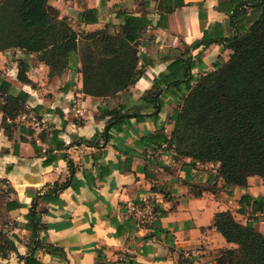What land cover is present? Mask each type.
I'll list each match as a JSON object with an SVG mask.
<instances>
[{
    "label": "crops",
    "instance_id": "1",
    "mask_svg": "<svg viewBox=\"0 0 264 264\" xmlns=\"http://www.w3.org/2000/svg\"><path fill=\"white\" fill-rule=\"evenodd\" d=\"M159 2L50 0L49 5L80 34L107 27L113 34L121 33L125 16L152 22L139 40L143 58L139 68L144 73L130 89L138 102L153 91L154 82L175 61L169 58L171 51L184 52L206 32L226 39L235 33L231 17L236 0H184L185 6L163 21L166 28L159 27ZM87 11L96 12L97 23H84ZM231 54L220 42L192 51V59H202L192 71L194 79L226 64ZM81 68L75 61L62 76L51 78L49 67L39 62L28 73L31 84L25 85L18 80L16 61L9 70L12 78L1 84L9 83L14 94L23 92L29 99L27 112L13 123L10 136L2 129L0 113V208L18 204L9 212L7 225L0 223V245L5 242L9 248L6 258L0 254V264H25L19 257H29L32 233L27 216L34 198L68 181L58 201L41 203L38 209L44 213L39 233L44 248L38 251L42 264H218L223 251L237 247L216 230V216L230 212L237 222L243 220L241 200L246 195L264 198L262 179L258 191L257 177H253L248 187H235L230 195L221 178L216 181L202 172L206 165L193 167L190 159L172 149L148 145V137L157 133L169 137L174 130L173 117L187 95L175 88L171 94L167 87L159 92L164 107L157 118L144 114L143 121L133 118L105 134L110 121L104 116L106 101L83 93ZM55 131L67 149L55 151L57 161L44 166L51 160L46 152L56 149L51 141ZM33 143L41 153L36 154ZM69 162L75 168L73 174ZM151 202L157 211L154 216ZM248 222L256 228L254 220L241 224Z\"/></svg>",
    "mask_w": 264,
    "mask_h": 264
},
{
    "label": "trees",
    "instance_id": "2",
    "mask_svg": "<svg viewBox=\"0 0 264 264\" xmlns=\"http://www.w3.org/2000/svg\"><path fill=\"white\" fill-rule=\"evenodd\" d=\"M159 1L162 11L159 27L166 28L163 21L184 7L185 2ZM236 1L238 6L231 17L234 36L214 38L206 32L201 41L184 52L171 51L169 58L175 57V61L154 82L153 91L138 102L133 100L130 89L144 73L139 68L143 62L139 40L152 26L145 18L124 15L126 25L121 33L113 34L107 27L103 31L80 34L49 5L50 0H1L0 53L18 50L30 58L18 61V80L25 85L31 84L28 73L39 62L49 67L51 78L62 76L73 62L81 63L78 72L83 76V93L106 101L104 116L110 121L105 134L128 125L133 118L143 121L144 114L157 118L164 107L158 97L163 87L170 94L173 88L185 91L184 105L173 117L172 134L169 137L164 133L154 134L147 138V143L161 149L166 145V149L174 150L179 157L190 159L193 167L218 164L219 177L232 195L235 187H248L250 178L259 177L264 184V0ZM250 9L254 12L248 16ZM97 21L96 12H85V24ZM217 42L232 52L229 61L194 79L192 71L202 64V59L201 56L192 59V51L202 46L209 48ZM28 99L26 93L14 94L9 83L0 87L1 126L7 136L12 132L13 123L27 112ZM51 141L56 149L46 152L51 160L44 166L57 161L55 151L67 149L59 139V131L53 133ZM32 145L36 154L42 152L35 143ZM63 158L68 159L65 155ZM69 169L71 174L75 172L71 162ZM68 186L69 181L56 183L43 196L39 193L34 198L27 216L32 233L29 257H19L25 264H42L38 260V251L44 248L39 240L44 214L38 210L40 204L58 201L59 193ZM241 206L240 214L247 215L248 210L263 214L264 198L246 195ZM17 207V203H10L0 208L3 226L9 221V212ZM215 228L228 244L237 246L223 251L218 264H264V233L253 223L243 225L232 213L223 212L216 216ZM4 244L0 245V254L6 258L9 248ZM49 250L52 252L53 248Z\"/></svg>",
    "mask_w": 264,
    "mask_h": 264
},
{
    "label": "rangeland",
    "instance_id": "3",
    "mask_svg": "<svg viewBox=\"0 0 264 264\" xmlns=\"http://www.w3.org/2000/svg\"><path fill=\"white\" fill-rule=\"evenodd\" d=\"M24 59L27 60L30 58L25 56V54H23L22 52L18 50H11V51H7L5 53L0 54V80L3 81L5 78L11 79L12 76L11 74H9V70L14 68V64L16 63V61L24 60ZM183 105H184V101L180 103L179 111H181ZM218 167H219L218 164H207L206 165L207 170L202 169V172L212 175L213 178L216 179V181H219L220 177H219ZM260 183H261V180L259 179V177H257V191L259 187L261 188ZM262 193L264 195V192ZM245 220H254L255 222H257L256 229L259 232L261 231L264 232V213L263 214L262 213H257V214L249 213L248 215L245 216V218H243V220H240L239 222L242 223ZM232 249H237V248H232Z\"/></svg>",
    "mask_w": 264,
    "mask_h": 264
},
{
    "label": "built area",
    "instance_id": "4",
    "mask_svg": "<svg viewBox=\"0 0 264 264\" xmlns=\"http://www.w3.org/2000/svg\"><path fill=\"white\" fill-rule=\"evenodd\" d=\"M167 148V146L165 145V146H163L162 147V150H164V149H166ZM150 202V201H149ZM155 203L154 202H151V205H150V207H151V216H154V214H156L157 213V211H156V208H155V205H154Z\"/></svg>",
    "mask_w": 264,
    "mask_h": 264
},
{
    "label": "water",
    "instance_id": "5",
    "mask_svg": "<svg viewBox=\"0 0 264 264\" xmlns=\"http://www.w3.org/2000/svg\"><path fill=\"white\" fill-rule=\"evenodd\" d=\"M2 82H3V81H2V80H0V87H1V84H2Z\"/></svg>",
    "mask_w": 264,
    "mask_h": 264
}]
</instances>
